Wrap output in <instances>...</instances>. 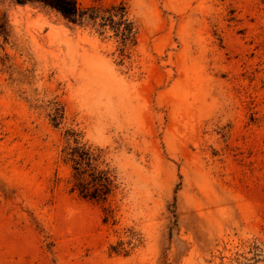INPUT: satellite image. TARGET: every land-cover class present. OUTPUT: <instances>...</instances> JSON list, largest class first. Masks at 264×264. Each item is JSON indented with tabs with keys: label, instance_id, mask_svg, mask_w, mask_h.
Segmentation results:
<instances>
[{
	"label": "rangeland",
	"instance_id": "rangeland-1",
	"mask_svg": "<svg viewBox=\"0 0 264 264\" xmlns=\"http://www.w3.org/2000/svg\"><path fill=\"white\" fill-rule=\"evenodd\" d=\"M20 1L0 264H264V0Z\"/></svg>",
	"mask_w": 264,
	"mask_h": 264
},
{
	"label": "trees",
	"instance_id": "trees-1",
	"mask_svg": "<svg viewBox=\"0 0 264 264\" xmlns=\"http://www.w3.org/2000/svg\"><path fill=\"white\" fill-rule=\"evenodd\" d=\"M23 1H38L40 4L55 8L58 10L65 18L71 21L82 20L86 15L87 11L88 17L90 19H94L97 17V12L94 7L88 9H82L79 5L77 0H23ZM18 2H22L18 0ZM121 18L123 19V13L120 14ZM126 22V19H123ZM127 25V24H126ZM123 28L122 36L124 39H127L130 33V29Z\"/></svg>",
	"mask_w": 264,
	"mask_h": 264
}]
</instances>
